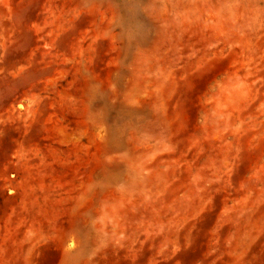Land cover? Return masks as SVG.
<instances>
[{"label": "rangeland", "instance_id": "1", "mask_svg": "<svg viewBox=\"0 0 264 264\" xmlns=\"http://www.w3.org/2000/svg\"><path fill=\"white\" fill-rule=\"evenodd\" d=\"M0 264H264V0H0Z\"/></svg>", "mask_w": 264, "mask_h": 264}]
</instances>
